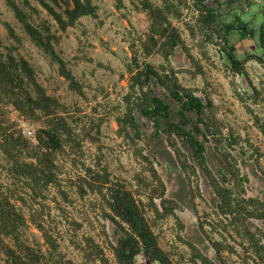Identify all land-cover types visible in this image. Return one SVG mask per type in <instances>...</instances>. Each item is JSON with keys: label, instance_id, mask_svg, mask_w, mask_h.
Here are the masks:
<instances>
[{"label": "rangeland", "instance_id": "1", "mask_svg": "<svg viewBox=\"0 0 264 264\" xmlns=\"http://www.w3.org/2000/svg\"><path fill=\"white\" fill-rule=\"evenodd\" d=\"M11 1L27 14L28 21L34 26L50 25L59 37L55 51L81 90L79 93L70 87L59 74L57 64L51 63L29 41L7 0H0L1 53L12 49L16 58L28 62L45 93L62 106L58 115L64 117L79 143L77 148L66 147L65 153L56 157L59 187L50 186L46 198L42 200L46 205L44 216L65 258L73 264H104L101 259L86 256L95 247L102 251L101 256L107 264H116L112 245L119 231L105 216L107 209L101 197L89 191L82 194L79 177L85 176L87 168L106 172L111 182L124 184L140 203L146 204L137 179L149 181L151 177L134 155L135 149H141L162 179L165 196L182 207V211L175 212L177 219L168 217L162 220H155L145 207L146 218L159 246L169 254L174 264H201L187 243L217 264H263L256 254L245 252L237 244L240 240L234 235L232 226L228 225L227 218L216 215L217 199L203 174L197 169L195 178H187L167 140L154 134L149 120L134 112L141 138L131 143L120 134L117 119L125 114L124 97L129 92L128 71L134 67L133 51L139 62L145 60L156 68L162 64L171 67L183 87L192 89L204 102L209 99L213 104L209 116L217 123L220 132L214 137L220 139V143L212 137L205 142L207 165L213 175L220 181L225 175L228 179L225 185L237 190L221 156V152H229L237 161L240 177L245 180V197L264 202V46L258 39V28L264 24V0L206 1L219 14L221 23L237 25V17H240L256 29L254 38L243 40L234 31L228 35L227 43L217 29L206 36L197 27L195 10L183 7L180 19L171 21L179 30L187 53L193 60L183 48L178 47L167 63L158 54L148 58L142 56L140 46L150 21L148 14L137 8L138 2L122 0V8L117 9L114 0H93L97 18L82 17L74 27L61 32L37 0ZM152 2L161 5L163 0ZM5 24L14 29L21 43L9 39ZM188 25L195 28L194 36L190 35ZM230 46L235 49L234 57L240 62L252 55L256 57L244 63L243 73L237 72L228 60ZM153 88L169 104L175 118L179 105L160 86ZM5 111L17 130L34 143V133L42 123L26 122L10 106ZM191 116L194 117L193 114ZM127 130L132 136L133 129L128 127ZM176 143L193 163L187 145L178 138ZM1 163L0 154V186L9 187L13 180L1 170ZM196 185L201 197L197 196L193 203L204 221V232L200 230L199 219L191 208L190 190L196 193ZM16 207L25 217L29 216L27 206L16 202ZM250 227L261 237V244L264 245V220L251 219ZM22 237L31 246L42 244L40 232L30 223ZM223 237L226 239L223 243L233 245L235 252L223 251L221 258L217 259L210 242L222 241ZM136 261L144 264L142 257ZM0 264H4L1 256Z\"/></svg>", "mask_w": 264, "mask_h": 264}, {"label": "trees", "instance_id": "2", "mask_svg": "<svg viewBox=\"0 0 264 264\" xmlns=\"http://www.w3.org/2000/svg\"><path fill=\"white\" fill-rule=\"evenodd\" d=\"M37 1L61 32L74 27L82 17L97 18V9L93 0ZM114 1L117 9L122 8V0ZM132 1L138 2L137 8L146 12L150 21L147 35L140 46L144 58L158 54L167 63L178 47L183 48L187 53L180 32L171 21L180 19L183 7L195 10L197 27L206 36L217 29L227 43L228 35L234 31L241 40L254 38L256 35V29L250 27V23L240 17H237V25L232 22L221 23L219 14L206 4L207 0H163L161 5L153 3L152 0ZM7 3L29 41L51 63L57 64L59 74L68 81L72 89L80 93L81 90L74 76L55 51L54 46L59 37L51 30L50 25L43 23L41 27L34 26L28 21L27 14L13 1L7 0ZM5 26L9 39L21 43V38L16 35L14 29L8 24ZM188 30L190 35L194 36L195 28L188 25ZM258 36L259 42L264 46V24L258 28ZM1 46L0 39V48ZM234 51L235 49L230 46L227 53L228 60L237 72L243 73L244 63L256 57L252 55L240 62L234 57ZM187 56L193 60L188 53ZM132 62L134 67L128 71L129 92L124 97L125 114L117 119L120 134L134 143L141 138L134 112L149 120L154 134L162 135L167 140L185 176L195 178L197 169L203 174L217 199L215 213L217 216L227 218L228 225L232 226L234 235L240 240L237 244L242 246L245 252L256 254L264 264V245L261 244V237L257 236L250 227L251 219L264 220V202L245 197L243 188L245 180L240 177L237 161L229 152L223 151L221 156L230 176L235 180L236 191L225 185L228 182L225 175L220 181L207 165L205 142L212 137L220 143V139L214 137L220 132L216 127L217 123L209 116L213 110L212 102L209 99L204 102L192 89L183 87L171 67L162 64L156 68L145 60L139 62L135 51ZM154 86L163 88L167 96L179 105L175 118L169 104L155 93ZM7 106L30 124L42 123L34 133V143L17 130L15 124L7 117L5 111ZM61 109L62 106L48 96L36 81L34 71L27 61L16 58L12 54V49H7L5 54L0 51L1 170L13 180L9 187L0 186V256L4 264H73L60 251L58 241L44 216L46 205L42 203L50 186L59 187L56 157L64 154L66 147L77 148L79 145L64 117L58 115ZM128 127L134 131L132 136L127 130ZM177 138L187 145L193 163L179 149ZM134 155L142 162L151 177L149 181L139 177L137 179L142 194L146 197V204L140 203L124 184L111 182L106 172L100 173L90 168L85 169L84 177H79L80 190L82 194L89 191L101 197L107 209L105 216L119 231L115 244L112 245L116 264H139L136 261L138 257L143 258L144 264H174L169 254L159 246L157 237L146 218L145 207L155 220L168 217L177 219L175 212L182 211V207L174 199L165 196V185L149 157L144 155L141 149H135ZM195 188L196 193L190 190L191 208L199 219L200 230L204 232V221L199 217L193 203L197 196L201 197L197 185ZM59 191L65 198V194L60 189ZM16 202L28 207V217L16 207ZM28 223L34 225L40 232L41 245L31 246L24 241L22 235ZM213 228L215 229L214 226ZM262 236L264 238V235ZM224 240L226 239L223 237L222 241L210 242L217 259L221 258L223 251L235 252L234 246L223 243ZM187 245L201 264H217L202 255L192 244L187 243ZM101 252L94 247L86 256L101 259L107 264Z\"/></svg>", "mask_w": 264, "mask_h": 264}]
</instances>
